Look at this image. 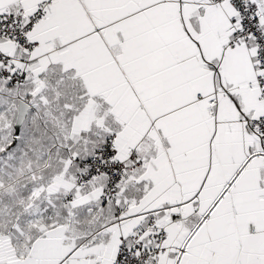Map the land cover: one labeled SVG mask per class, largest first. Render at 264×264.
<instances>
[{
    "label": "snow or ice",
    "instance_id": "6c2138e0",
    "mask_svg": "<svg viewBox=\"0 0 264 264\" xmlns=\"http://www.w3.org/2000/svg\"><path fill=\"white\" fill-rule=\"evenodd\" d=\"M0 264H264V0H0Z\"/></svg>",
    "mask_w": 264,
    "mask_h": 264
}]
</instances>
